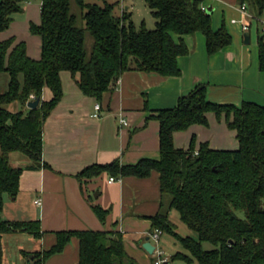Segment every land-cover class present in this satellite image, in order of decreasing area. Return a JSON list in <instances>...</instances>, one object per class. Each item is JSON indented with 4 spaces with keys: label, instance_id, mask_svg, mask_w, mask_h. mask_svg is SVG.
Wrapping results in <instances>:
<instances>
[{
    "label": "trees",
    "instance_id": "trees-1",
    "mask_svg": "<svg viewBox=\"0 0 264 264\" xmlns=\"http://www.w3.org/2000/svg\"><path fill=\"white\" fill-rule=\"evenodd\" d=\"M30 1L1 0L0 32L10 28L14 15L22 13ZM205 1L144 0L156 19L155 28L148 29L145 24L137 27L130 11L122 10L119 15V1L75 0L85 23L80 27L72 0H42L41 24L30 26L31 33L42 39L41 58H30L26 43H17L15 38L0 42V74L10 77L8 90L0 96V264L5 234L26 232L37 239L43 237L39 221L10 222L1 214L5 196H18L23 172L48 167L43 163L44 125L64 96L61 74L69 72L81 92L97 101L113 91L127 72L180 76L178 60L190 54L185 36L202 33L209 55L233 43L224 26L213 29L212 15L203 10ZM237 1L254 18L264 15V0ZM87 34L94 39L90 54ZM258 47L259 67L264 72L262 30ZM46 88L53 94L50 101L42 100ZM32 96L40 99L36 109L27 108ZM14 103L23 109L11 112ZM209 113L225 118L237 134L238 149L217 150L208 143L197 148L195 137L188 149H177L175 133L194 125L208 126ZM153 118L160 123V160L145 159L133 166L118 160L95 164L79 173V179L91 180L104 173L113 178H148L158 172L163 201L161 212L151 218L152 233L161 230L173 236L188 252L176 253L169 262L264 264V106L211 103L208 86L201 84L181 97L176 107L156 111ZM16 152L31 164L13 166L10 156ZM94 211L105 222L108 211L100 206H94ZM171 211H177L196 238L177 233ZM75 237L80 242L79 264H138L127 253L121 233L99 231L59 232L56 244L49 251L33 254L30 264H44ZM205 243L212 249L206 250Z\"/></svg>",
    "mask_w": 264,
    "mask_h": 264
},
{
    "label": "crops",
    "instance_id": "crops-1",
    "mask_svg": "<svg viewBox=\"0 0 264 264\" xmlns=\"http://www.w3.org/2000/svg\"><path fill=\"white\" fill-rule=\"evenodd\" d=\"M111 1L120 2L119 15L122 10L130 11L134 21L133 0ZM204 6L212 11L213 29L217 31L224 26L233 43L209 55L202 33L185 36L190 54L178 60L180 76L127 72L113 91L97 101L81 92L69 72L61 74L64 96L44 125L43 163L48 167L25 170L18 196H5L1 214L10 222L39 221L43 237L37 239L26 232L5 234L3 264H30L33 254L49 251L56 244L57 233L64 231L121 233L130 257L138 264H155L157 256L149 254L143 245L153 231L151 218L162 210L160 174L153 172L148 178H114L113 183L110 182L113 177L107 173L91 180L79 179L78 175L95 164L118 160L122 165L133 166L145 159L160 160V123L153 116L156 111L176 107L179 99L198 85L208 86V100L214 104L240 107L244 102H252L264 106V72L259 67L258 47L264 15L260 22L254 21L244 14L237 0H206ZM41 7L42 0L24 4L22 17L14 15L10 28L0 32V42L11 38L17 43L25 42L29 57L39 60L42 39L31 33L30 26L41 24ZM233 20L249 23L250 31H243ZM253 36L255 48L252 49L249 45ZM9 81L7 73L0 74V96L8 90ZM52 97L46 88L42 100L50 101ZM97 104L101 105L100 118L94 117ZM9 108L11 112L23 109L19 103ZM121 114L128 126L121 124ZM207 118L208 126L194 125L175 133V147L188 149L195 137L197 148L208 143L212 149H238L237 134L229 129L225 118L213 113ZM10 157L15 167L26 168L31 164L21 153H12ZM38 200L41 205L36 204ZM94 206L108 211L105 222L96 215ZM175 212L171 211L169 217L178 230L180 216ZM162 237L158 249L164 256L168 248ZM169 244L177 247L175 241ZM169 253L165 256L166 264H171L169 260L176 254ZM79 260L80 242L75 237L62 253L44 264H79Z\"/></svg>",
    "mask_w": 264,
    "mask_h": 264
},
{
    "label": "rangeland",
    "instance_id": "rangeland-1",
    "mask_svg": "<svg viewBox=\"0 0 264 264\" xmlns=\"http://www.w3.org/2000/svg\"><path fill=\"white\" fill-rule=\"evenodd\" d=\"M114 1V0H113ZM134 5H133V11H134V21L137 27H140L142 24H145V26L148 29H154L155 28V22L156 19L152 16L151 10L148 8L144 0H133ZM72 12L78 16V25L80 27H84L85 23L82 18V11L80 8L77 7L75 0H72ZM23 13H19L15 15V18L17 17H22ZM94 45V39L90 34H87L86 38V48L89 52V54L92 52V48ZM252 49L255 48V37L253 36L252 43L249 45ZM257 49V48H256ZM10 109V108H9ZM26 157V156H25ZM15 164V163H14ZM17 166V165H16ZM176 215L179 217V214L175 212ZM239 216L244 217L243 213H238ZM179 222V227L177 230V233H179L183 237L191 236L196 238V234L191 231L184 223H182L180 220H177ZM163 242L166 241V246H167V252L166 255L168 256L170 253L173 252V254L177 252H182L185 254H188V252L183 248V246L175 240V238L169 234H164L163 237ZM174 241L177 243V247H175L173 244L170 245L169 243H174ZM204 248L206 250L212 249V246L210 244L205 243ZM164 255V257L166 256ZM171 264H187L184 261H175L171 262ZM197 264V263H195Z\"/></svg>",
    "mask_w": 264,
    "mask_h": 264
},
{
    "label": "built area",
    "instance_id": "built-area-1",
    "mask_svg": "<svg viewBox=\"0 0 264 264\" xmlns=\"http://www.w3.org/2000/svg\"><path fill=\"white\" fill-rule=\"evenodd\" d=\"M241 9L244 12V14L247 15L249 18L253 19L254 21H259V19L254 18L252 15H250L248 13V11H246L245 7L241 8ZM203 10H206L205 6H203ZM232 23L240 25L241 29L243 31H245V32L250 31L251 25L249 23H247V22H239L237 20H233ZM261 30H262V32L264 34V21H262ZM31 99L34 101L35 100L34 96H32ZM95 109H96V113L94 114V117L95 118H100L101 117V105L97 104L95 106ZM120 122H121L122 125H125V126L129 125L127 119L125 118V116L123 114L120 115ZM115 180L116 179L111 178L110 182L113 183V182H115ZM36 204L37 205H41V200L36 201ZM162 235H163V232L161 230H156L155 232L151 233L150 236H149L150 240H152V242L154 243L153 245H155L157 247V249L155 248V252H154V254L157 256L155 264H166L168 262V259L165 258L163 256V253L158 249V245L160 243V239H161Z\"/></svg>",
    "mask_w": 264,
    "mask_h": 264
},
{
    "label": "water",
    "instance_id": "water-1",
    "mask_svg": "<svg viewBox=\"0 0 264 264\" xmlns=\"http://www.w3.org/2000/svg\"><path fill=\"white\" fill-rule=\"evenodd\" d=\"M207 12H208L209 14H212V11H211V10H209V11H207ZM249 38H250V35L247 33V34L245 35L246 43L249 42ZM39 105H40V99H37V100H35V101H31V102L28 104V108H30V109H36V108L39 107ZM143 247H144V249H145L149 254H151V255L154 254V252H155V246L152 244V242L150 241L149 238L146 240V243H144Z\"/></svg>",
    "mask_w": 264,
    "mask_h": 264
},
{
    "label": "bare ground",
    "instance_id": "bare-ground-1",
    "mask_svg": "<svg viewBox=\"0 0 264 264\" xmlns=\"http://www.w3.org/2000/svg\"><path fill=\"white\" fill-rule=\"evenodd\" d=\"M205 11H207V9Z\"/></svg>",
    "mask_w": 264,
    "mask_h": 264
}]
</instances>
